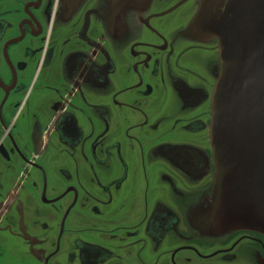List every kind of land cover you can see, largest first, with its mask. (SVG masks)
<instances>
[{"label":"flooded vegetation","instance_id":"obj_1","mask_svg":"<svg viewBox=\"0 0 264 264\" xmlns=\"http://www.w3.org/2000/svg\"><path fill=\"white\" fill-rule=\"evenodd\" d=\"M199 2L0 0V255L197 264L262 246L216 219L221 64Z\"/></svg>","mask_w":264,"mask_h":264},{"label":"water","instance_id":"obj_2","mask_svg":"<svg viewBox=\"0 0 264 264\" xmlns=\"http://www.w3.org/2000/svg\"><path fill=\"white\" fill-rule=\"evenodd\" d=\"M191 24L216 39L221 64L211 121L219 229L264 234V0H200Z\"/></svg>","mask_w":264,"mask_h":264},{"label":"rangeland","instance_id":"obj_3","mask_svg":"<svg viewBox=\"0 0 264 264\" xmlns=\"http://www.w3.org/2000/svg\"><path fill=\"white\" fill-rule=\"evenodd\" d=\"M216 41V40H215ZM217 42V41H216ZM262 239V246L253 245L248 240H242L236 248L231 251L235 255L234 260H227L218 255L210 260H199L197 264H263L264 262V234L259 235ZM217 243L214 248L217 247ZM0 264H17L13 260L0 255Z\"/></svg>","mask_w":264,"mask_h":264}]
</instances>
